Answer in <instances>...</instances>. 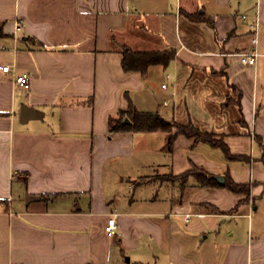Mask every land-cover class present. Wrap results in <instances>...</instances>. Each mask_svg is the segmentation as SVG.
<instances>
[{"label": "crops", "instance_id": "crops-1", "mask_svg": "<svg viewBox=\"0 0 264 264\" xmlns=\"http://www.w3.org/2000/svg\"><path fill=\"white\" fill-rule=\"evenodd\" d=\"M0 29V264H264V0H0ZM126 49L173 57L125 70ZM129 104L228 153L111 130Z\"/></svg>", "mask_w": 264, "mask_h": 264}, {"label": "trees", "instance_id": "trees-1", "mask_svg": "<svg viewBox=\"0 0 264 264\" xmlns=\"http://www.w3.org/2000/svg\"><path fill=\"white\" fill-rule=\"evenodd\" d=\"M0 34L2 30L0 29ZM173 57L170 52H153V51H132L126 49L123 56V68L125 70L137 69L142 72L145 67L156 60L167 62ZM125 118H129L126 122ZM111 130H119L126 128H133L140 131H152L162 129L168 132L166 148L169 150L177 134H185L194 137L196 141H207L215 146H220L226 153H228L227 146L221 141L212 137L214 134L210 131H202L195 127L192 123L179 124L175 123L177 130L175 132L171 129V124L157 111H140L129 104L128 108L122 112L119 118L110 117L109 120ZM203 185H220L226 186L234 191L249 192V185L244 183H236L230 178H226L224 183H219L214 177L205 174L202 171H195L194 173ZM214 178V179H213ZM216 179V180H215ZM245 188V189H244Z\"/></svg>", "mask_w": 264, "mask_h": 264}, {"label": "built area", "instance_id": "built-area-1", "mask_svg": "<svg viewBox=\"0 0 264 264\" xmlns=\"http://www.w3.org/2000/svg\"><path fill=\"white\" fill-rule=\"evenodd\" d=\"M256 31H257V26H256ZM257 41H258L257 32H255L252 37L253 47L249 50H244L238 53L240 56V61L243 64L256 65L257 57L259 55L258 49L256 47ZM2 70L5 72H10L12 70V66L10 64L2 65ZM15 82L20 86L29 89L31 85L30 74L28 72H22L17 74L15 76ZM162 87H166V83H163ZM164 104H167L166 100L164 101ZM189 216L190 214H187V219L189 218ZM105 230L111 235L119 234L115 212L111 213V215L108 217L107 223L105 225Z\"/></svg>", "mask_w": 264, "mask_h": 264}, {"label": "water", "instance_id": "water-1", "mask_svg": "<svg viewBox=\"0 0 264 264\" xmlns=\"http://www.w3.org/2000/svg\"><path fill=\"white\" fill-rule=\"evenodd\" d=\"M36 109H34L31 106L28 105H22L21 107V121H28L32 116H36L35 115ZM128 120V119H125ZM216 179L220 182V183H224L225 181V177L223 175H219L216 176Z\"/></svg>", "mask_w": 264, "mask_h": 264}, {"label": "rangeland", "instance_id": "rangeland-1", "mask_svg": "<svg viewBox=\"0 0 264 264\" xmlns=\"http://www.w3.org/2000/svg\"><path fill=\"white\" fill-rule=\"evenodd\" d=\"M171 129H172V131H174V130H176L177 129V126L175 125V123H172L171 124ZM212 137L214 138V139H216L217 137L216 136H214V135H212ZM245 189V188H244ZM243 192H245V191H243ZM255 201L257 202V203H262V204H264V195L262 196V197H256V199H255Z\"/></svg>", "mask_w": 264, "mask_h": 264}]
</instances>
